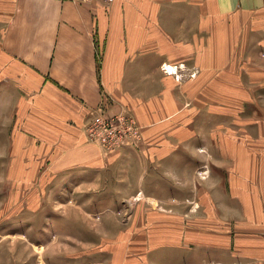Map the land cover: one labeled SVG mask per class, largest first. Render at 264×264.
I'll use <instances>...</instances> for the list:
<instances>
[{"label":"crops","instance_id":"1","mask_svg":"<svg viewBox=\"0 0 264 264\" xmlns=\"http://www.w3.org/2000/svg\"><path fill=\"white\" fill-rule=\"evenodd\" d=\"M252 13L264 14V0H0V146L8 137L19 146L29 141L36 152L45 146L40 153L49 160L46 176L69 177L71 190L79 192L71 199L85 213L104 209L96 203L105 198L117 207L139 192L137 199L163 202L162 185L178 190L172 196L177 209L185 199L175 179L183 177L184 147L194 149L191 158L198 162L196 151L203 146L210 176L191 186L193 203H204L215 217L216 210L229 212L233 193L244 209L264 210L257 170L247 179L232 176L229 168L235 162L247 169L245 162L257 160L256 147L264 145L247 130L261 133L264 122L241 120L240 107L232 113L230 106L208 104L216 97V81L224 82L222 96L245 88L235 86L242 81L232 70V28L216 29L215 18ZM163 65H195L202 73L183 84L166 75ZM218 72L221 79L212 78ZM105 96L113 100L106 115L126 108L140 121L146 153L106 159L103 148L87 141L85 125ZM232 114L249 139L235 140ZM226 218L208 223L217 234L210 227L191 238L210 244L208 264H264V216L239 219L235 227ZM193 256L204 263L199 253Z\"/></svg>","mask_w":264,"mask_h":264},{"label":"rangeland","instance_id":"2","mask_svg":"<svg viewBox=\"0 0 264 264\" xmlns=\"http://www.w3.org/2000/svg\"><path fill=\"white\" fill-rule=\"evenodd\" d=\"M199 24L201 26V18ZM214 26L216 29L226 26L230 30L232 28V70L239 76L236 79L242 81L235 82V86L245 88L244 92L232 91L230 97L226 93L222 96L224 82L216 81L213 89L216 97L210 98L208 104L230 106L232 113L240 107L242 112L238 115L246 119L241 120L256 124L264 122V14H241L229 20L215 18ZM203 36L206 35L200 34V38ZM161 68L166 75H173L183 84L198 78L202 73V69L195 65H163ZM218 73L213 74L212 78L221 79L222 72ZM184 101L187 103L186 99ZM108 102L111 104L113 100L110 102L106 96L103 97L99 110L91 113V119L85 125L87 141L103 148L106 159L124 152L146 153L143 126L124 107L113 115L128 117L132 129L128 128L121 136L122 142L119 145L109 149L110 145L106 144L107 147L89 138L88 125L100 114L108 116L104 110ZM206 114L207 110L200 114L204 123L208 117ZM235 116H230L231 128H234L231 133L236 134L235 140L245 137L249 139L245 130L239 129L243 126L237 123ZM248 129L251 134H255L253 137H261V140L255 142L262 141L264 145V127L261 133ZM36 148L29 141L22 146L15 145L10 137L6 146H0V264H197L193 262V252L199 253L204 262L201 264H208L212 259L210 244L191 242V238L210 227L217 234L218 228L213 227V224L207 227L210 221L216 222L228 217L226 219L232 222L230 225L235 227V221L239 219L247 218V222H250V219L264 216V210L244 209L233 193L227 214L224 210H216L217 216L210 217V210L205 208L203 202L193 203L191 186L196 179L203 183L210 176V168L204 162L207 150L203 146H199L196 151L198 162L194 159V149L184 147L183 177L175 179L176 184L184 187L185 199L177 209V202L172 196L177 195L178 190L173 185L170 188L162 185L163 202L154 200L151 203L144 200L143 196V199H137L141 196L139 192L133 195L137 202H129L130 197L113 207L116 204L110 205L105 198L104 202L96 203L97 207L103 206L104 209L95 208L88 213L79 208L78 200L71 199L72 194L79 192L76 188L71 190L73 185L69 177L64 178L61 173L54 177L46 176L49 167L46 147L39 146L38 152ZM256 149L259 153L257 160L245 162L247 169L236 168L235 162H230L229 168L232 176L238 178L243 175L242 178H245L246 175L247 179L254 176L257 170L258 177H262L264 191V146ZM173 166V163H168L169 169ZM164 176L168 177V173ZM71 180L76 183L80 179ZM157 189L158 186L152 188ZM78 198L79 195L74 197ZM107 205L113 207V210L108 211Z\"/></svg>","mask_w":264,"mask_h":264},{"label":"built area","instance_id":"3","mask_svg":"<svg viewBox=\"0 0 264 264\" xmlns=\"http://www.w3.org/2000/svg\"><path fill=\"white\" fill-rule=\"evenodd\" d=\"M76 1L86 2L90 0ZM101 115L95 117V121L88 125L89 138L96 139L103 145H110L109 149H113L122 142L121 136L127 132V129H132L130 119L125 115L124 117L118 115Z\"/></svg>","mask_w":264,"mask_h":264}]
</instances>
